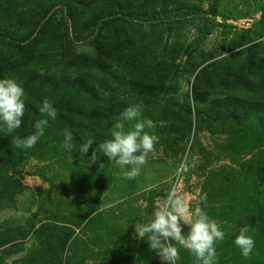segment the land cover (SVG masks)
<instances>
[{"label":"rangeland","instance_id":"374dc122","mask_svg":"<svg viewBox=\"0 0 264 264\" xmlns=\"http://www.w3.org/2000/svg\"><path fill=\"white\" fill-rule=\"evenodd\" d=\"M178 8L216 23L189 53L195 23L146 18ZM108 12L118 18L99 30L106 45L95 54L90 26ZM248 39L253 45L244 48ZM4 78L24 89L26 107L16 132L0 131V165L9 167L0 170V264H161L134 225L147 222L172 185L225 233L217 264H264V0H0ZM40 86L51 94L34 97ZM45 98L68 106L33 148H16L11 140L33 133ZM136 104L157 139L141 174L127 180L102 152L94 163L89 157ZM65 128L71 152L60 148ZM89 139L82 159L79 147ZM244 225L255 241L248 259L234 244ZM193 262L181 248L177 264Z\"/></svg>","mask_w":264,"mask_h":264},{"label":"clouds","instance_id":"9594fccd","mask_svg":"<svg viewBox=\"0 0 264 264\" xmlns=\"http://www.w3.org/2000/svg\"><path fill=\"white\" fill-rule=\"evenodd\" d=\"M259 41H253L257 43ZM244 44L243 47H250ZM24 89L13 79H0V131L6 135L16 132L22 125L25 113ZM141 105L136 104L125 108L118 117L110 131V139L105 140L92 149L90 160L96 162L98 153L102 152L109 162H114L121 169L127 180H134L141 174V169L147 164L150 153L154 151L156 137L150 135L145 129H154L151 119L141 118ZM42 118L34 123V131L24 138L14 136L11 144L19 149L33 148L44 135L49 121L57 118V109L52 102L45 98L39 107ZM129 127H125V124ZM63 137L60 148L73 151V134L67 128L60 131ZM93 141L87 140L81 144L78 152L84 159L92 148ZM201 203L205 198H201ZM188 231L182 234L183 227ZM250 225H244L234 239L235 246L240 250L243 258H250L255 241ZM136 239L146 240L148 248L159 257L161 264H177L180 260V249L187 250L193 257V264H217L218 242H223L225 233L217 222L210 219L208 214L197 204L190 206L185 195L178 191L176 185L169 187L164 198L156 204L155 209L147 222L134 225Z\"/></svg>","mask_w":264,"mask_h":264},{"label":"trees","instance_id":"16d2710c","mask_svg":"<svg viewBox=\"0 0 264 264\" xmlns=\"http://www.w3.org/2000/svg\"><path fill=\"white\" fill-rule=\"evenodd\" d=\"M133 4V2H132ZM131 5V4H130ZM259 10V9H258ZM71 10H68V17L70 18H74L77 22H79V20L74 16V14L70 13ZM118 18V16L116 15V13L113 12H108L107 18L106 19H101V18H97L96 20L93 21L92 25L90 26V28L92 29L91 35H93L91 38H89L87 40L88 44L87 46L89 48H91L92 50L95 51V54L100 52H104V47L102 45H106V43L103 41V35L104 32L102 34V37L98 34V33H102V31L99 30H103L104 28L107 30L110 26L113 25L114 20ZM146 18L148 19L147 22L149 23H155V24H160V25H167V26H172V25H177L178 23H184V22H192L195 23V28L197 29V36L195 38V40L191 43L190 47H188V53H189V49H196V48H201V46L203 45L205 39L207 38L208 35H210L212 33V31L215 29L216 23L214 21V18L210 17L209 15L205 14L202 11H193L190 10L188 8H178L176 10L173 11H168V9H163L160 12H156V13H149V15L146 16ZM235 27V26H234ZM45 28V26L43 27ZM105 30V31H106ZM94 31H97L95 34L93 33ZM99 31V32H98ZM35 34V32L33 33ZM43 34V33H42ZM28 36L24 39L25 41H27V43H31L30 42V36L32 35V32H29L27 34ZM35 37L37 38V33L35 34ZM115 39V37H114ZM105 40H108L107 38ZM103 42L105 44H103ZM251 41L246 42L247 44L250 43ZM253 44H251L252 46ZM20 46V45H19ZM28 47L27 46H20V48H24V51L26 52V54L28 53ZM101 54V53H99ZM95 58V57H94ZM218 62V61H217ZM216 65V63H215ZM232 70V67L230 69V71ZM230 71L226 74H224L225 76L229 75H233L232 73H230ZM85 86L84 85H80V88L83 89ZM33 88V87H32ZM34 92V97H47V95L44 94H48L50 95L51 92L46 90L45 86H40L39 89H33ZM193 92L196 93V90H194ZM194 93V94H195ZM249 109L245 107V109H242V111L245 114H250L253 110L254 107V103H249ZM54 106L56 107L57 110H64V107L68 106V103L66 101H62V100H58ZM242 107V106H241ZM88 110H86L84 112V114H87ZM195 115H197L198 118H200V116H202V114L198 111L195 110ZM0 170L4 171V170H9V167L5 166V165H0Z\"/></svg>","mask_w":264,"mask_h":264},{"label":"water","instance_id":"95a60500","mask_svg":"<svg viewBox=\"0 0 264 264\" xmlns=\"http://www.w3.org/2000/svg\"><path fill=\"white\" fill-rule=\"evenodd\" d=\"M183 227V231L187 230L188 227L187 226H182Z\"/></svg>","mask_w":264,"mask_h":264}]
</instances>
